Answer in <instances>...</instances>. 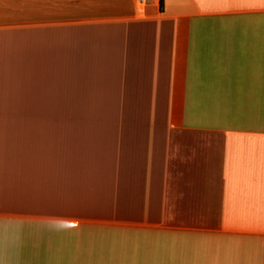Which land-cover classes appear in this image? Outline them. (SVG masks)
I'll list each match as a JSON object with an SVG mask.
<instances>
[{
	"label": "crops",
	"instance_id": "crops-1",
	"mask_svg": "<svg viewBox=\"0 0 264 264\" xmlns=\"http://www.w3.org/2000/svg\"><path fill=\"white\" fill-rule=\"evenodd\" d=\"M57 254L264 264V0H0V264Z\"/></svg>",
	"mask_w": 264,
	"mask_h": 264
},
{
	"label": "rangeland",
	"instance_id": "rangeland-1",
	"mask_svg": "<svg viewBox=\"0 0 264 264\" xmlns=\"http://www.w3.org/2000/svg\"><path fill=\"white\" fill-rule=\"evenodd\" d=\"M64 241L66 240L63 238H58V236L46 237V245H51V247L53 246L55 248L63 246ZM74 259L75 258H73L71 255L57 254L56 259H54L55 262H51L50 260L46 259V264H78L79 262L74 261Z\"/></svg>",
	"mask_w": 264,
	"mask_h": 264
},
{
	"label": "built area",
	"instance_id": "built-area-1",
	"mask_svg": "<svg viewBox=\"0 0 264 264\" xmlns=\"http://www.w3.org/2000/svg\"><path fill=\"white\" fill-rule=\"evenodd\" d=\"M147 1H149V0H134L136 7L138 9L142 8Z\"/></svg>",
	"mask_w": 264,
	"mask_h": 264
}]
</instances>
